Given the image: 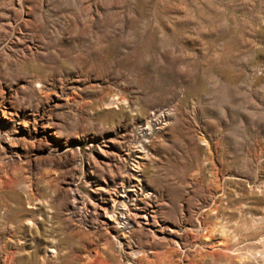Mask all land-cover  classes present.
I'll return each mask as SVG.
<instances>
[{"label":"rangeland","instance_id":"obj_1","mask_svg":"<svg viewBox=\"0 0 264 264\" xmlns=\"http://www.w3.org/2000/svg\"><path fill=\"white\" fill-rule=\"evenodd\" d=\"M0 264H264V0H0Z\"/></svg>","mask_w":264,"mask_h":264}]
</instances>
